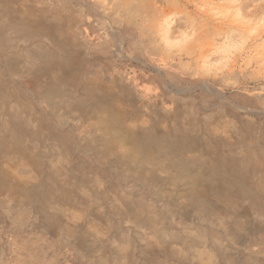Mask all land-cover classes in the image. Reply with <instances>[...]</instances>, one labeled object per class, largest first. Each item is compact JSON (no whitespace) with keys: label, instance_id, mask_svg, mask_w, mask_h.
Here are the masks:
<instances>
[{"label":"rangeland","instance_id":"obj_1","mask_svg":"<svg viewBox=\"0 0 264 264\" xmlns=\"http://www.w3.org/2000/svg\"><path fill=\"white\" fill-rule=\"evenodd\" d=\"M8 1L18 15L55 10L79 45L74 61L46 68L48 83L108 98L127 128H151L161 113L158 130L189 136L177 148L168 136L165 160L202 161L198 140L211 149L243 121L264 124V0ZM14 58L9 73L0 55V264H264L262 197L210 183L197 202L160 163L126 160V143L105 149L99 110L41 99L42 62Z\"/></svg>","mask_w":264,"mask_h":264},{"label":"bare ground","instance_id":"obj_2","mask_svg":"<svg viewBox=\"0 0 264 264\" xmlns=\"http://www.w3.org/2000/svg\"><path fill=\"white\" fill-rule=\"evenodd\" d=\"M0 4L6 11L5 14H0V55L4 57V69L11 73L13 68L17 66L13 62H20L14 58L19 55H27L28 58L25 62H42L40 69L34 73L39 82V84L33 86L35 93L41 99L50 102V104H52V100L57 101L59 97H65L64 102L68 101L80 114H89L90 109L99 110L103 114L100 116L99 121L104 132L109 135L107 142L102 144L105 149L114 148L118 142L126 143L133 149L132 153L124 155L126 160L133 161L137 165L146 163L157 165L160 163L163 172H173L183 177L184 185L189 186V193L187 194L195 195L197 202L203 205H206L205 201L207 200L204 187L210 183L219 194L225 196H228V193L235 192L240 195V198L250 197L256 199L262 197L264 199V144H262L264 143V124L259 125L253 121H243L240 125V136L232 132L236 137L233 141L226 137L224 139L213 137L214 144H212L214 148L211 147V149L205 144L206 142L203 143L200 141L201 139L198 140L199 151L204 153V157L200 155L202 161L200 159L194 161V158H190L192 161L180 158L165 160L161 157L163 156L162 152H166L164 142L168 136L174 137L171 140L173 148H177L178 142L189 141V136L184 134L186 136L184 138L178 130L179 122L174 123V130H178V132L172 134L158 130L162 121L167 119L166 115L164 116L161 113L158 114L159 119L156 117L151 128H127L124 125V114H121L108 98L95 100L79 87L72 89L59 84L48 83L43 79L46 75V68L58 65L57 63L65 62L66 64L74 61L76 54L70 43L79 46L72 36L63 31L62 16L51 8L43 10V8L35 9V7L28 8L23 15H18L12 10L11 3L8 0H0ZM13 32L14 36H10ZM15 38H18V44L14 43ZM9 50L16 51H14V54H9ZM11 81L12 79H10ZM24 83L26 86H30L29 79L24 80ZM105 93H109V90ZM21 95L30 105L31 100H28V96L26 94ZM213 104L215 103L213 102ZM15 105L16 103L11 104V106ZM168 105L167 107L170 106ZM177 110L175 115L179 114ZM28 114L26 113L30 123H32L31 121H42L43 125H48L44 124L46 119L43 116L38 115L40 121L32 118L33 114L31 112H28ZM258 131H261L260 135L256 133ZM2 136L5 137V135ZM69 136L67 133L66 135L57 133L55 137L56 139L63 137L69 143L71 140V136ZM197 139L191 137L190 140L192 141L188 144L195 143ZM240 147H243L241 154L239 152ZM242 203L244 202L242 201Z\"/></svg>","mask_w":264,"mask_h":264}]
</instances>
